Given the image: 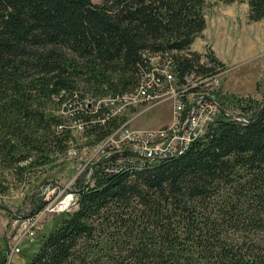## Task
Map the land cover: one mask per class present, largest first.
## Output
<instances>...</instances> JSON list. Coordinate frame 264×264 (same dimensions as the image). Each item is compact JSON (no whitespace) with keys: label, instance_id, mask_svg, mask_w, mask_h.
Segmentation results:
<instances>
[{"label":"trees","instance_id":"trees-1","mask_svg":"<svg viewBox=\"0 0 264 264\" xmlns=\"http://www.w3.org/2000/svg\"><path fill=\"white\" fill-rule=\"evenodd\" d=\"M247 2L249 18L264 19V0ZM204 6L205 0H0L1 162L24 174L65 150L73 134L58 129L64 116L46 106L72 100L77 88L98 95L131 89L144 61L166 53L179 62L181 77L197 74L200 53L191 47L206 29ZM238 101L242 109L252 105ZM263 104L247 124L221 114L179 155L112 171L99 164L94 183L80 184L75 210L60 213L38 249L26 253V264H264ZM87 132L97 142L110 125ZM33 201L34 210L46 203ZM6 262L1 253L0 264Z\"/></svg>","mask_w":264,"mask_h":264},{"label":"built area","instance_id":"built-area-1","mask_svg":"<svg viewBox=\"0 0 264 264\" xmlns=\"http://www.w3.org/2000/svg\"><path fill=\"white\" fill-rule=\"evenodd\" d=\"M178 64L169 57L161 62L145 60L137 72L134 86L124 91L98 95L76 89V128L86 130L95 124L110 125V132L93 145L76 144V175L68 183L71 186L76 182V189L65 187V194L61 193L48 203L46 201L40 209H31L16 218L12 255L23 248L24 242L37 239L44 216L75 210L79 183L81 186L93 183L94 168L99 164H104L105 171H112L136 160L151 161L169 156L187 141L204 138L220 115L225 114L220 106L233 113L229 104L240 107L238 100L249 99L236 96L232 102L228 101L226 96L230 95L222 88L224 71L206 51L199 55L197 74L187 72L181 77ZM166 101L172 103L169 123L147 128L131 126L142 112ZM64 127L61 123L58 129Z\"/></svg>","mask_w":264,"mask_h":264},{"label":"rangeland","instance_id":"rangeland-1","mask_svg":"<svg viewBox=\"0 0 264 264\" xmlns=\"http://www.w3.org/2000/svg\"><path fill=\"white\" fill-rule=\"evenodd\" d=\"M93 1L101 3L103 0ZM204 13L207 20L205 34L203 32L196 37L194 42L196 48L204 49L201 52L194 51L202 53L210 49L216 57L220 55L225 59L227 64L224 63L225 73L221 77L223 90L228 95L246 96L249 101L252 100L248 109H242L241 105L228 106L233 113L248 119L256 105L259 106L264 100V19L249 18L247 0H205ZM74 96L72 100L61 104L50 103L46 106L48 111L64 116L62 124L73 134L65 150L48 155L52 162L35 164L30 171L23 174L19 172L17 165L9 167L0 158V178L4 183V188L0 191V203L9 206L18 215L33 209L32 203L36 197H41L48 203L61 193L65 194V187L76 189V182L71 186L68 184L76 175V144L93 145L101 141L89 142L88 129L76 128V94ZM171 112L172 103L166 101L142 112L131 126L147 128L165 125L171 121ZM117 120L120 122L122 119ZM21 164H26V161ZM92 180L95 181V177ZM60 216H44L37 239L34 242H24L23 248L15 252L13 257L11 250L14 247V224L18 216L0 208V254H6V264H26L29 258L24 257L26 253L38 249L42 234L49 232L59 222Z\"/></svg>","mask_w":264,"mask_h":264},{"label":"bare ground","instance_id":"bare-ground-1","mask_svg":"<svg viewBox=\"0 0 264 264\" xmlns=\"http://www.w3.org/2000/svg\"><path fill=\"white\" fill-rule=\"evenodd\" d=\"M165 57H169V58H171V59H174L173 57H172V55H170L169 53H166L165 55H155V56H152V57H150L149 58V60L150 59H152V61L153 62H161V60H165ZM217 65V64H216ZM219 66V65H218ZM220 67V66H219ZM220 68H222V67H220ZM222 70L224 71V73H225V70L222 68ZM239 117V116H238ZM232 119V118H231ZM218 120V119H217ZM216 123H217V121H216ZM216 125V124H215ZM214 125V126H215ZM206 137V136H205ZM204 137V138H205ZM204 138H202V139H204ZM199 140H201V139H199ZM196 141H198V140H190V141H187L186 142V145H184V146H181L179 149H176L175 151H173L171 154H169V156H165V157H160V159H163V158H166V157H170V156H175V155H179V154H181V153H183L184 151H186L189 147H190V145H192L194 142H196ZM76 207H77V204H76Z\"/></svg>","mask_w":264,"mask_h":264},{"label":"water","instance_id":"water-1","mask_svg":"<svg viewBox=\"0 0 264 264\" xmlns=\"http://www.w3.org/2000/svg\"><path fill=\"white\" fill-rule=\"evenodd\" d=\"M220 107H221L222 111H223L226 115L230 116V117H231L232 119H234L235 121H237V122H239V123H242V124H247V123L250 122L249 119H246V118H240V117H238L237 115H234L233 113L229 112L228 110H226V109L223 108L222 106H220ZM262 108H264V104L262 105ZM261 110H262V109H261ZM261 110H260V112L258 113V115L256 116L255 120L260 116V114H261ZM33 204H34V201H33L32 205H33ZM0 208L5 209V210H7V211H9V212L15 213V215H17L18 217L23 216V215H20V214L18 215V214H17L16 212H14L9 206H7V205H5V204L0 203Z\"/></svg>","mask_w":264,"mask_h":264},{"label":"crops","instance_id":"crops-1","mask_svg":"<svg viewBox=\"0 0 264 264\" xmlns=\"http://www.w3.org/2000/svg\"><path fill=\"white\" fill-rule=\"evenodd\" d=\"M204 34H205V32H204ZM195 42V41H194ZM206 44V43H205ZM192 49L193 50H197V51H203V49H204V47L202 48V49H198V48H196L195 46H194V43L192 44ZM219 58H220V60H222V62L223 63H226V61H225V59H223L220 55H217ZM227 64V63H226Z\"/></svg>","mask_w":264,"mask_h":264}]
</instances>
